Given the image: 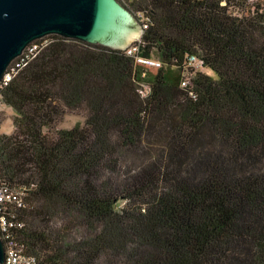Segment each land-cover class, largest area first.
<instances>
[{
  "label": "trees",
  "instance_id": "16d2710c",
  "mask_svg": "<svg viewBox=\"0 0 264 264\" xmlns=\"http://www.w3.org/2000/svg\"><path fill=\"white\" fill-rule=\"evenodd\" d=\"M133 8L150 21L130 45L160 66L49 34L0 87L10 237L35 264H264V1Z\"/></svg>",
  "mask_w": 264,
  "mask_h": 264
},
{
  "label": "water",
  "instance_id": "95a60500",
  "mask_svg": "<svg viewBox=\"0 0 264 264\" xmlns=\"http://www.w3.org/2000/svg\"><path fill=\"white\" fill-rule=\"evenodd\" d=\"M140 32L118 0H0V82L31 42L49 34L123 48L138 40ZM4 258L0 235V264Z\"/></svg>",
  "mask_w": 264,
  "mask_h": 264
},
{
  "label": "built area",
  "instance_id": "2783aa9c",
  "mask_svg": "<svg viewBox=\"0 0 264 264\" xmlns=\"http://www.w3.org/2000/svg\"><path fill=\"white\" fill-rule=\"evenodd\" d=\"M121 4H123L133 16L136 21L143 25V27L147 26V22L150 21L149 17L142 11L136 10L133 8V0H118ZM255 1V0H248ZM130 8V9H129ZM140 25V24H139ZM141 27V26H140ZM136 41V40H135ZM126 53L132 56L135 62L144 64L150 67H158L160 66V61L154 57H146L140 54L139 44H128L125 46ZM41 48V44L38 42H31L19 55L16 59L12 61V63L7 68L3 78L0 82V87L2 85L7 84V82L11 79L12 75L15 73L16 69L21 67L27 60L33 58ZM188 66L195 70H202L204 68V61L193 54L188 56ZM137 91L141 97L147 96L149 92V86L146 83H139L137 86ZM25 192L22 188H12L5 184L0 179V235L1 239L4 243L5 247V258L2 264H35V258L29 255L23 254L21 245L15 243L13 239L10 237L9 228L14 225L11 216H7L6 211L9 210V205L12 204L16 207L25 206L24 200Z\"/></svg>",
  "mask_w": 264,
  "mask_h": 264
},
{
  "label": "rangeland",
  "instance_id": "374dc122",
  "mask_svg": "<svg viewBox=\"0 0 264 264\" xmlns=\"http://www.w3.org/2000/svg\"><path fill=\"white\" fill-rule=\"evenodd\" d=\"M264 1V0H263ZM141 35V32L139 36ZM138 36V38H139ZM135 41V40H133ZM131 43V42H130ZM129 43V44H130ZM155 55V54H153ZM156 56V55H155ZM16 115L15 110L3 103L0 97V133L9 134L13 131V118ZM85 117L76 113H66L62 119L57 123V128H71L76 124H84ZM123 205V202H119V206Z\"/></svg>",
  "mask_w": 264,
  "mask_h": 264
}]
</instances>
